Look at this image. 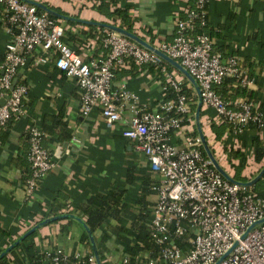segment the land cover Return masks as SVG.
I'll list each match as a JSON object with an SVG mask.
<instances>
[{"label": "built area", "instance_id": "obj_1", "mask_svg": "<svg viewBox=\"0 0 264 264\" xmlns=\"http://www.w3.org/2000/svg\"><path fill=\"white\" fill-rule=\"evenodd\" d=\"M207 2L195 0L198 10L187 8L185 18L177 19L172 41H159L154 47L193 76L201 91L202 106L213 109L234 136L252 123L264 140V110L241 98L230 102L213 89L228 77L246 87L251 80L236 55L214 52L207 33H191L193 20L206 13L203 6ZM0 8L9 35L0 60V100L5 99L0 105V127L25 114L27 86L13 84L18 69L36 48L41 50L38 61L42 62L54 52L56 66L79 88L80 111L88 114L97 107L107 125L124 121L121 135L134 142L157 175V181L151 184L156 200L147 230L159 254L154 258L150 251H143L140 257L145 264H215L219 259L217 264H264V222L256 223L264 218V198L245 185L225 179L202 154L199 137H188L181 146L171 142V134L183 128L190 112V101L176 71L166 69L165 61L152 50L110 29L104 30L102 38L106 53L87 58L65 42L63 26L46 12L39 13L35 5L0 0ZM130 61L157 67L173 95L164 92L154 111L132 107L127 117L125 102L136 99V95L123 87L114 89L112 83L115 71ZM27 132L30 173L24 186L31 196L55 163L43 144L44 132L39 125L29 124ZM178 240H184L183 245H178ZM43 256L49 264H96L93 253L72 254L58 247L45 250ZM129 259L122 254L120 264H127Z\"/></svg>", "mask_w": 264, "mask_h": 264}, {"label": "crops", "instance_id": "obj_2", "mask_svg": "<svg viewBox=\"0 0 264 264\" xmlns=\"http://www.w3.org/2000/svg\"><path fill=\"white\" fill-rule=\"evenodd\" d=\"M35 1L61 7L67 16L112 23L92 7L94 0H88L89 3L86 0H75L73 4L55 0ZM188 2L189 0H126V3L133 5L130 13L136 18L134 33L152 46L159 41H172L176 21L185 15ZM2 13L0 8V60L9 40L1 21ZM230 13L234 14L231 27ZM206 14L209 24L225 25L222 29L224 37L219 38L218 43L224 45L226 53L231 52L242 64L244 62L251 80L247 85L252 93L251 100L264 110V0H208ZM64 20L61 19V25L65 37L74 33L82 38L78 53L87 58L106 53L96 41L99 33L104 34V30H97L96 33H99L93 38L85 26L93 24L69 25ZM40 54V48H36L16 74V82L27 86V94L23 99L25 114L0 127V253L28 229L47 219L51 221L41 224L33 231L34 243L41 253L57 247L67 252L90 253L88 244L81 239L87 233L85 215L81 211L85 201L94 194L124 190L122 200L128 202L133 212H138L136 197L145 187V177H155L157 181V175L149 169L146 157L136 150L134 142L121 135L125 127L124 121L107 125L97 107L88 114H83L80 111L79 88L72 78L67 77L56 66V54H47L44 62L38 61ZM171 69L194 90L187 78L173 66ZM164 80L165 76L162 77L159 69L151 65L138 66L131 61L118 68L112 87H123L136 95V99L125 102V116L128 117L130 109L137 106L157 110L164 97ZM194 115L195 110L193 113L189 112L183 128L171 134L172 144L181 146L186 138L195 137L191 134L196 129ZM60 120L69 135L63 141L54 138L60 131L59 127L54 129V123ZM199 121L211 150L223 168L226 165L233 168V164L240 162L245 165V162L253 159V137L257 135L261 139L255 129H243L234 136L226 128L218 138L214 128L222 121L213 109L203 106ZM34 122L44 132L43 144L55 165L38 181L34 193L28 196L24 186L28 171L30 173L27 126ZM50 125L51 135L45 129ZM196 137H199L198 132ZM230 148L240 149L245 157L228 162L225 149ZM155 181L152 180L150 184ZM146 199L151 204L155 203L156 192H150ZM150 215L151 211L145 220L146 225ZM108 219V224L112 226L128 227L131 224L127 218ZM106 224L103 223L101 227ZM99 234L98 229L92 234L97 251ZM89 242L93 253L90 239ZM105 243L103 261L120 264L123 243L115 237Z\"/></svg>", "mask_w": 264, "mask_h": 264}, {"label": "trees", "instance_id": "obj_3", "mask_svg": "<svg viewBox=\"0 0 264 264\" xmlns=\"http://www.w3.org/2000/svg\"><path fill=\"white\" fill-rule=\"evenodd\" d=\"M188 3V9L193 8L198 10V8L195 6V0H189ZM48 6L59 13L67 15V13L61 10L59 7L50 6L49 4ZM92 7L97 10L100 14L104 15L106 18L112 21L113 24L118 25L129 32H134V22L136 21V18L132 17V14L130 13V9H132L133 5L130 3H126V0H94ZM203 8L205 11L207 10V3L204 4ZM37 11L39 13L43 12L38 7ZM47 15L61 24L62 21L59 20L57 17H54L50 14ZM75 16L77 17V15ZM180 18H185V15L181 16ZM229 20V27H231L232 21L234 20V14L230 13ZM63 22L69 25H81L80 23L70 20H64ZM85 26L88 28L87 32H89L90 36H92L93 38L96 36V34L99 33H96L97 30H105V28L98 27L96 25ZM224 27V24H217L216 26L209 24L207 22V14L205 13L204 15H200L193 20V28L191 33H207L212 39V50L214 52H219L223 56L233 55V53L231 52L226 53L224 50V45L218 43V39L224 37L222 35V29ZM82 33L85 34V32ZM103 35L104 34L99 33L96 38V41L99 42V46L104 49L102 45ZM64 39L65 42L72 48L77 51L79 50V47L82 43V38H80L74 33H71L68 34L66 37L64 36ZM240 65L247 71L244 62L242 64V62L240 61ZM165 67L168 70L172 68V66L167 62H165ZM161 75L164 78V74L161 73ZM163 87H165L163 93L166 92L167 96L169 97L173 95V90L168 85V83H166V80H164L163 82ZM213 89L216 93H218L220 96L230 102H233L238 98L244 99L246 101H252L251 91L248 90L246 86H242L239 80L234 77L226 78L221 84L214 85ZM182 91L188 97L190 101L189 103L191 105L190 113H193V111L195 110L197 98L193 88L186 85V80L185 82H182ZM54 124V129L55 127L60 128V131L54 137L55 140H66L69 135L63 127L64 123L60 120L58 122H55ZM215 127L216 128H214V133L218 138H220L221 135L226 131V128H228V132L230 131L229 125L225 122H221ZM249 128H253L257 131L255 125L252 123H248L244 127V130ZM45 129L47 133H49V135L52 134L51 125L48 128L45 127ZM191 134L196 137L197 130L194 128ZM199 148L202 151V154L207 157L201 144L199 145ZM225 150H227L226 153L228 162H231V160L233 159H240L245 157V153L241 152L240 149L230 148ZM252 151L253 160L256 163H260L264 160V140L259 139L257 135L253 137ZM244 166L245 165L242 162L238 164H233L234 179L242 182L248 181L250 179L242 175V170ZM261 167L258 169L257 173L259 172ZM28 175L29 171L27 173V176ZM152 180L155 181V177L151 179L149 178V176L145 177V180L143 182L145 184V187L142 188L141 193L136 197V205H138L139 207L138 212H133L130 209L128 202L126 200H122L124 198L125 191L119 189L111 190L106 194H94L90 196L85 201V204L81 206V211L85 215L84 222L86 227L90 230V232H92V234H95L97 229L100 230V234L98 235L100 239V242L98 243V253L100 259L102 260L101 264H109L106 261H103V248L106 247L105 242L111 237H115L123 243L122 254L128 255L130 257L129 262L127 264H135L137 261L138 264H145L144 260L140 257V254L143 251H150L151 257L155 258L158 256L159 248L154 242V240L149 236L147 225L145 223L146 218L148 217L150 211L152 212L154 206V203L151 204L146 199V195H148L150 192H155L151 189L150 182ZM249 189L252 190L257 196L264 198V175L259 180H257L251 187H249ZM118 202H120L119 205H117ZM108 218L116 220H121V218H127L130 220L131 224L128 227L122 225L112 226L108 224ZM103 223L107 224L105 227L102 228L101 226L103 225ZM34 235L35 233L33 232L21 239L18 243H15L14 246L11 247L7 253L0 257V264H49V261L44 258L43 253H41L37 249L33 240ZM18 238L19 237H17L12 242V244ZM81 239L84 243L88 244L90 253H92L89 242V236L86 232L82 235ZM183 242L184 240L177 241L178 245H183ZM74 252L70 253L73 254Z\"/></svg>", "mask_w": 264, "mask_h": 264}, {"label": "water", "instance_id": "obj_4", "mask_svg": "<svg viewBox=\"0 0 264 264\" xmlns=\"http://www.w3.org/2000/svg\"><path fill=\"white\" fill-rule=\"evenodd\" d=\"M26 2H29L33 5H35L36 7L40 8L41 10H43L44 12H46L47 14H50L54 17H57L58 19H65V20H71V21H76L79 23H84V24H93V25H97L100 27H104L110 30H113L115 32H118L136 42H138L140 45L152 50L153 52H155L156 54H158L165 62H167L168 64H170L171 66H173L176 70H178L185 78H187V80L192 84V86L194 87V90L196 92L197 95V105H196V109H195V115H194V120H195V126L199 135V139H200V143L206 153V156L209 158V160L211 161L212 165L214 166V168L227 180L234 182V183H238L241 185H245L247 187H251L257 180H259L263 175H264V165L261 168V170L258 172V174L256 176H254L252 179L242 182L239 180H236L233 178V176L231 174H229L224 168L223 166L219 163V161L217 160V158L215 157L214 153L212 152L210 145L208 144L205 135L201 129V125H200V121H199V117H200V109L202 106V98H201V91L200 88L196 82V80L193 78V76L176 60L172 59L171 57H169L168 55H166L165 53H163L162 51H160L159 49L155 48L154 46H152L151 44H149L147 41H145L144 39H142L139 35L135 34L134 32H129L126 29L115 25L113 23H109V22H102V21H93V20H86V19H81V18H75L72 16H67L65 14L59 13L55 10H53L52 8H50L49 6H47L44 3L35 1V0H23ZM16 83V78L13 81V84ZM5 99H1L0 100V105H2L4 103ZM48 221H51L50 219L44 220L36 225H34L33 227H31L30 229H28L25 233H23L13 244H11L9 247H7L4 251H2L0 253V257H2L5 253H7L9 251V249L11 247L14 246L15 243H18L21 239H23L24 237H26L27 235L31 234L36 228H38L41 224H44ZM264 222V218L258 220L256 223H261ZM256 223L252 224L248 229L250 230ZM86 231L88 233L89 239L91 241L92 244V248H93V254L96 260V264H101V260L98 254V251L96 249V246L94 244V239L93 236L90 232V230L86 227ZM221 259H219L215 264H217Z\"/></svg>", "mask_w": 264, "mask_h": 264}, {"label": "rangeland", "instance_id": "obj_5", "mask_svg": "<svg viewBox=\"0 0 264 264\" xmlns=\"http://www.w3.org/2000/svg\"><path fill=\"white\" fill-rule=\"evenodd\" d=\"M55 1H61L62 3L67 2L70 4H73V2L75 0H55ZM80 2H82L81 0H79ZM78 2V1H77ZM86 2H88V0H86ZM89 3V2H88ZM63 6V5H62ZM88 7V6H86ZM60 9H62L61 7H59ZM64 11V10H63ZM264 165V160L260 163H255L253 159H250L249 162H245V168L242 171V174H244V176H246L247 178H253V176L257 173L258 169ZM224 168L232 175L234 173V169L232 167L229 166H224Z\"/></svg>", "mask_w": 264, "mask_h": 264}]
</instances>
